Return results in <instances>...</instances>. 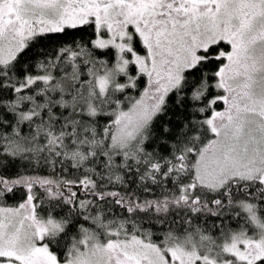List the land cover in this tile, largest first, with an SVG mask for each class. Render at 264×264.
I'll list each match as a JSON object with an SVG mask.
<instances>
[{
	"label": "snow or ice",
	"instance_id": "1",
	"mask_svg": "<svg viewBox=\"0 0 264 264\" xmlns=\"http://www.w3.org/2000/svg\"><path fill=\"white\" fill-rule=\"evenodd\" d=\"M0 264H264V0H0Z\"/></svg>",
	"mask_w": 264,
	"mask_h": 264
}]
</instances>
